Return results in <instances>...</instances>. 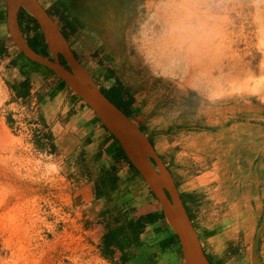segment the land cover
Masks as SVG:
<instances>
[{
  "label": "rangeland",
  "instance_id": "obj_1",
  "mask_svg": "<svg viewBox=\"0 0 264 264\" xmlns=\"http://www.w3.org/2000/svg\"><path fill=\"white\" fill-rule=\"evenodd\" d=\"M41 2L74 22L76 31L67 44L96 87L122 82L132 97L130 118L172 170L186 166L177 156L179 146L164 148L174 128L168 124L173 108L179 110L169 97L176 87L197 91L208 101H228L234 117H250L254 129L264 124V85L259 84L264 78V0ZM23 27L29 36L44 39L32 22L24 21ZM1 69L0 264H117L100 236L136 226L123 218L131 212L123 203L125 192L104 188L95 199L82 200L81 183L86 178L101 183L105 161L101 155L84 156L64 167L42 127L41 133L18 131L17 119H32L26 116L27 107L9 94ZM106 96L118 102L115 90H107ZM254 132L249 142H229L253 163L249 173L213 174L207 184L195 187L190 173L172 174L199 233L204 234L201 227H212L210 239L221 236L207 246L203 235L213 264H251L247 252L264 221V140ZM206 180L199 178L200 184ZM188 188L193 197H186ZM257 259L264 264V230Z\"/></svg>",
  "mask_w": 264,
  "mask_h": 264
},
{
  "label": "crops",
  "instance_id": "obj_2",
  "mask_svg": "<svg viewBox=\"0 0 264 264\" xmlns=\"http://www.w3.org/2000/svg\"><path fill=\"white\" fill-rule=\"evenodd\" d=\"M38 1L50 15L52 11L44 6L42 0ZM7 6L8 0H0V66L3 82L9 94L15 101L22 103L23 107H27L26 116L32 119L31 122L43 128L44 135L52 143L55 154L61 158L64 167L76 164L84 156L96 158L101 155L105 161L106 178L102 179L101 183L94 178L84 179L78 192L79 197L91 201L98 197L96 191L104 188L125 192L123 203L131 212L125 214L123 218L128 223L139 225L137 230L132 226L126 233L120 232L119 238L126 240L122 250L114 244L107 245L105 236L108 231H102L100 238L105 249L115 254L117 264H185L178 236L170 226L162 206L139 172L126 161L117 140L102 126L84 101L67 86H63L60 79L46 67L35 66V63L27 59L12 41L7 28ZM50 16L61 31L64 25L58 24L53 15ZM68 20L72 21L68 18L65 21ZM65 30L68 34L65 39L68 40L76 31V26L74 32ZM72 53L77 58L75 52ZM99 87L104 93L107 90H115L118 101L127 98L132 100L121 81ZM169 97L179 106V110L177 107L173 108L176 112L168 124L174 128L171 130L170 139L166 136L164 148L170 146L172 151L179 146L177 156L186 161V166L182 165L181 169L172 170L167 157L160 156L156 146L152 144L171 175L174 171L181 174L190 173L192 175L188 177L191 180L190 184L195 187L207 184L210 179L200 184L199 178L209 172L229 174L251 171L252 164L247 160L248 156L238 153L239 151H235L233 147L230 148L229 142L236 139L249 142L253 140L250 137L253 131L260 133V141L263 142V123L255 124L254 129L250 117L240 118L241 120L234 117V110L231 109L233 106H229L228 101H208L192 89L176 87V91L169 92ZM249 104L251 107L252 104ZM246 106L247 103L244 110ZM166 153L169 154L168 151ZM170 156L172 157L173 153ZM248 162L249 164H246ZM192 193V189L188 188L185 192L186 197H193ZM181 198L199 236L202 249L208 257L203 240L205 236L206 245L212 244L210 238L215 235L214 228L201 227L204 236L200 234L199 227L194 224V219L190 215L187 202L183 196ZM198 221L196 220V223Z\"/></svg>",
  "mask_w": 264,
  "mask_h": 264
},
{
  "label": "water",
  "instance_id": "obj_3",
  "mask_svg": "<svg viewBox=\"0 0 264 264\" xmlns=\"http://www.w3.org/2000/svg\"><path fill=\"white\" fill-rule=\"evenodd\" d=\"M21 7L25 8L39 25L51 58L37 53L26 43L18 22V12ZM7 28L10 38L22 54L30 61L51 70L92 109L103 126L117 140L129 162L139 172L162 206L170 226L178 236L185 264H212L202 249L199 236L176 183L148 135L95 86L87 71L73 55L60 29L40 2L8 0ZM58 55L62 56L68 67L60 62ZM139 148L143 149L142 155L137 154ZM263 230L264 221L255 235L251 248L257 264H259L257 245Z\"/></svg>",
  "mask_w": 264,
  "mask_h": 264
},
{
  "label": "trees",
  "instance_id": "obj_4",
  "mask_svg": "<svg viewBox=\"0 0 264 264\" xmlns=\"http://www.w3.org/2000/svg\"><path fill=\"white\" fill-rule=\"evenodd\" d=\"M51 10H52V13L50 12V15H53V14H56L57 17H59V19L63 22V25H64V28L61 29V32L63 34V36L65 38H67L68 34H66V30L65 29H68L70 30V32H74L75 31V24L73 23V21H65L67 19V17L65 15H63V13L55 6L52 5L51 7ZM22 18L24 21H29V22H32L33 26L36 27L37 29H39V25L37 24V22L35 21V19L33 18L32 15H30V13L23 7L20 8L19 12H18V19L19 18ZM38 36H33L32 37V43H33V47L36 48L37 46H39L40 44L38 43ZM49 70V69H48ZM52 74H54L51 70H49ZM60 83L63 85V86H66V84L60 80ZM101 93L110 101L112 102L115 106H117L118 108H120L127 116H129L131 113H130V105L132 104V100L130 98H127V99H120L117 103H115L114 101L110 100L106 95H107V92L104 93V91L99 88ZM99 120V119H98ZM103 126V124H102ZM104 127V126H103ZM105 128V127H104ZM140 129H142L140 127ZM107 130V129H106ZM143 131V129H142ZM113 137V135H111ZM121 149V147H120ZM121 152L124 154L123 150L121 149ZM124 158L126 159V161L133 167V165L129 162V160L127 159V157L125 156L124 154ZM134 168V167H133ZM182 197V196H181ZM189 215V214H188ZM136 224V230L139 229V225L138 223H135ZM120 231H121V228L118 227V228H115L113 230H110L107 232L106 236H105V243L107 245L109 244H114L116 247H118L119 249H123L125 247V243H126V240L123 238L120 239L119 238V235H120ZM208 258V257H207ZM209 260V258H208ZM210 261V260H209ZM211 262V261H210ZM212 263V262H211ZM213 264V263H212Z\"/></svg>",
  "mask_w": 264,
  "mask_h": 264
},
{
  "label": "flooded vegetation",
  "instance_id": "obj_5",
  "mask_svg": "<svg viewBox=\"0 0 264 264\" xmlns=\"http://www.w3.org/2000/svg\"><path fill=\"white\" fill-rule=\"evenodd\" d=\"M18 22H19V26H20V30H21V32H22V35H23V37H24L26 43L28 44V46H30V47H31L34 51H36L37 53H39V54H41V55H43V56H46V57L51 58L50 51L48 50V47L46 46V44H45V42H44V39L41 40V39L38 38V41H39L40 45L37 46L36 48H34V47H33V43H32V37L29 36V35L24 31V27H23L24 21H23V19H22L21 17L18 19ZM42 38H43V37H42ZM42 41H43V42H42ZM41 42H42V43H41ZM58 57H59L60 62H61L64 66L68 67L67 64L65 63L64 59L62 58V56H61V55H58ZM152 162H153V161H152Z\"/></svg>",
  "mask_w": 264,
  "mask_h": 264
},
{
  "label": "bare ground",
  "instance_id": "obj_6",
  "mask_svg": "<svg viewBox=\"0 0 264 264\" xmlns=\"http://www.w3.org/2000/svg\"><path fill=\"white\" fill-rule=\"evenodd\" d=\"M184 58V57H183ZM187 58V57H186ZM264 58V57H263ZM172 60V59H171ZM263 62H264V60H263ZM262 63V62H261ZM264 65V64H263ZM262 66V65H261ZM260 67V66H259ZM262 69V68H261ZM264 70V69H263ZM262 71V70H261ZM259 80V79H258ZM261 81V83H259V84H261L262 85V87H263V85H264V78L262 79V80H260ZM258 86V85H257ZM227 88V87H226ZM255 88V87H254ZM257 90V89H256ZM263 91V90H262ZM251 93H252V91H251ZM254 94V93H253ZM238 95V94H237ZM255 98V97H254ZM257 98V97H256ZM262 98V97H261ZM227 99V98H226ZM260 99V98H259ZM261 100V99H260ZM262 101V100H261ZM239 102V101H238ZM256 104V103H255ZM243 112V111H242ZM217 125V124H216ZM212 139V138H211ZM205 142V141H204ZM203 142V143H204ZM206 143V142H205ZM218 147V146H217ZM218 150V149H217ZM137 154H139V155H142L143 154V149L141 148H139L138 150H137ZM259 155V154H258ZM258 155H257V157H258ZM256 157V158H257ZM207 158V157H206ZM208 159V158H207ZM260 161V160H259ZM253 164V163H252ZM258 165V164H257ZM217 167V166H216ZM206 168V167H205ZM252 171V170H251ZM214 172V171H213ZM205 174V173H204ZM213 177V173L211 174L210 172L209 173H207V174H205V175H203V178H206L207 180L206 181H208L209 179H211ZM257 180V179H256ZM259 182V181H258ZM257 184V183H256ZM211 186V185H210ZM215 187V186H214ZM256 218V217H255ZM221 236H218V237H216V238H214V240H217V239H219ZM213 239L212 240H210V242L212 243V245L214 244L213 243V241H214ZM220 241V240H219ZM251 248V247H250ZM262 249V248H261ZM247 254H248V256H249V259H250V263L251 264H257V262H256V260L254 259V257L252 256V253H251V250H249L248 252H247Z\"/></svg>",
  "mask_w": 264,
  "mask_h": 264
},
{
  "label": "built area",
  "instance_id": "obj_7",
  "mask_svg": "<svg viewBox=\"0 0 264 264\" xmlns=\"http://www.w3.org/2000/svg\"><path fill=\"white\" fill-rule=\"evenodd\" d=\"M15 127H17L18 131H21V129H23L29 134H33L34 132L41 133V126L37 125V123L35 122H31L27 120L22 121L17 119V121L15 122Z\"/></svg>",
  "mask_w": 264,
  "mask_h": 264
}]
</instances>
